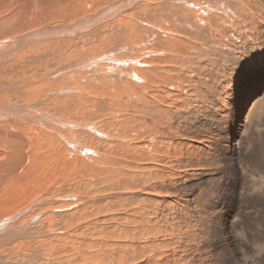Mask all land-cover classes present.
Masks as SVG:
<instances>
[{
	"label": "bare ground",
	"instance_id": "6f19581e",
	"mask_svg": "<svg viewBox=\"0 0 264 264\" xmlns=\"http://www.w3.org/2000/svg\"><path fill=\"white\" fill-rule=\"evenodd\" d=\"M2 1L9 4L0 2V13H18L13 7L14 0ZM183 1L187 0L174 3ZM21 2L25 6L18 5L22 23L7 29L8 32L0 31V40L9 32L14 34L24 29L34 19L30 14L32 8L26 7L28 0ZM112 8L111 12H100L88 21L95 24L110 19L123 9L119 5ZM77 15L78 11L65 14L67 17ZM147 23L157 30L126 24L122 31L116 29L102 40L98 35L95 46L101 53L111 50L100 60L106 62L104 73L112 76L111 83L122 84L127 89L123 102L125 117L119 127L85 115V102L74 92L85 91L80 77L82 81H91V66H96L97 61L87 56V61L76 65L71 63L73 51L68 50L54 64L46 60L42 68L43 75L54 77L44 88L52 85L59 89L58 114L66 117L65 120L55 119L49 113L34 114L30 108L24 112L14 103L15 106H8L9 110L0 109V209L6 210L12 200H17L16 191L24 189L23 185L32 187L40 182V176L37 177L41 170L39 158L55 156L62 161L64 174L81 168L88 177L93 167L86 162L107 161L112 164L111 173L124 169L123 179L117 183L132 194L123 212L128 264H264V240L255 242L264 233L244 234L239 241L244 240L245 249L235 250L231 219L237 215L236 205L226 213L229 206L225 201L207 204L216 189L228 190L243 171L254 147H244L242 139L250 125L264 116V0H192L181 8L151 16ZM82 26L80 23L63 26L61 32L66 37L77 33L76 28ZM135 35L140 41L131 44L129 38ZM15 42L17 38L0 41V59L9 58L5 52ZM104 43L106 46H102ZM135 46L139 47V52L135 51ZM118 49L125 54L115 56ZM7 61L0 64L6 69L0 71V77L8 75L15 62ZM85 64L89 72H84V68V74L80 68ZM30 71L33 74L30 79L21 72L12 81L6 78L4 83L0 82V90L9 87V91L0 93V104L5 100L10 102L15 93L22 90L23 82H32L38 70ZM133 85L136 88H131ZM196 85L205 86L203 100L190 93ZM38 87L40 89L38 85L28 88L27 92H35ZM223 97L228 108L221 105ZM49 110L57 112L55 106ZM14 119L24 123L14 122ZM30 120L36 123L29 124ZM42 121L57 124L60 128L57 138L64 143L60 141L59 145L52 146L48 141L54 140L51 130H43L44 148L49 153L39 157L38 136L42 134L40 128L45 126ZM92 121L99 128H94ZM88 143L94 145L92 149ZM7 149L11 153L4 155L6 161L1 160L4 158L1 151ZM20 174L26 176L5 189ZM253 177L259 182L258 189L264 192V172L257 169ZM80 188L78 185L76 189ZM37 190L42 192L44 187ZM77 193L73 197L82 207L68 214L75 215L79 224L83 211L93 204L85 201L80 191ZM22 215L23 212H18L0 221V245L5 246L1 249L10 248L21 239L19 243L37 245L36 239H31L36 236L33 229L19 222ZM103 218L107 220L103 225H107L112 219L111 212ZM190 219L207 228L193 233L186 225ZM9 223L21 225L10 231ZM50 224V221L39 223L43 229ZM71 227L62 222L64 231ZM46 234L44 230L39 231L38 241L45 243L41 238Z\"/></svg>",
	"mask_w": 264,
	"mask_h": 264
},
{
	"label": "rangeland",
	"instance_id": "374dc122",
	"mask_svg": "<svg viewBox=\"0 0 264 264\" xmlns=\"http://www.w3.org/2000/svg\"><path fill=\"white\" fill-rule=\"evenodd\" d=\"M60 1L28 0L26 7L32 8L30 12L34 18L32 22L24 29L14 32V34H10L9 32L8 35L11 36L3 35L1 37L0 41L17 38V42L12 43L11 48L5 52L6 56L15 62L12 64L11 70L9 69L8 75L3 76L4 78L0 77L2 79L0 81L1 83H4L6 78L12 81L21 72H25L30 79L33 77L30 71L33 68H37L38 72L32 82L30 80L27 81L29 84L27 82L24 84L23 82V91L16 92V96L10 102L9 100H5L0 104V109L9 110L8 106H15L17 104L20 108L24 109V112L30 108L34 114L40 113L45 116L49 113L55 119L65 120L66 117H61L58 114V109L61 108L57 104V91L59 89L52 85L49 86V89L47 88L48 90L44 88L46 82H51L54 77L53 75L49 77L48 74L43 75L42 68L46 60H50L48 62L49 64H54V62L56 63L62 59L61 57H64L63 54L68 50V52L73 51L74 57L71 63H76V65L87 61V56L97 61L96 66H91V69H93L91 81H82L83 77H80V79L82 78L80 84L85 87V91L74 92L85 102V115L93 118L98 117L117 128L120 126L119 123H121V120H124L125 117L123 102L127 89L122 84L114 85L111 83L109 80L112 76L104 73L106 62L100 60L107 53H110L111 50L104 53L96 50L95 46L98 43V35H101L100 40H102L105 35L113 33L116 29L122 31L126 24L134 25L135 27L145 26L153 28L156 31V27L148 25L147 23L151 16L157 15L165 10L169 11V9L181 8L187 2L191 3L192 0L183 1L179 4L174 3L175 0H137L135 3L130 2L128 4L126 3L127 0ZM0 2L3 1L0 0ZM3 3L6 5L9 4ZM13 3H16L13 4V7L18 13L21 11L18 8L19 4L25 7L21 0H14ZM113 5L122 6V11L110 19L95 24L88 21L100 12H111ZM33 9L36 11L33 12ZM76 11L79 12V15L65 16V14L75 13ZM18 13L14 15L0 13V31L8 32L10 28H16L17 25H20L22 21L19 19L20 16ZM79 23L83 26L82 28H76L77 33L67 34L68 36L66 35V37L62 34L61 30L63 26L67 27ZM80 28L81 30H79ZM57 29H60V31H56ZM27 33L31 34L26 35ZM129 41L131 44H136L139 43L140 38H137L135 35V37H130ZM102 46H106V44L104 43ZM92 49L94 51L93 54ZM134 49L136 52H139V47L135 46ZM115 52V56H123L125 54V51L122 49H118ZM33 55L37 57L35 58ZM9 58L5 57L4 59H0V64L7 60V62H11ZM37 58H39V61ZM32 60L39 62L38 65H34ZM43 60L45 61L43 62ZM86 65L81 66V73L88 71L87 68L89 69V67ZM4 70L6 69L0 67L1 72H5ZM36 85L40 86V89L38 87L35 92H27L28 88ZM78 88L80 87L78 86ZM131 88H136V86L133 85ZM89 90H92V92H89ZM4 91H9V87H4L0 90V93ZM190 93L192 95H198V99L203 100L206 95L205 86L196 85ZM63 96L65 97V95ZM62 97L59 98L63 99L64 97ZM26 98H30L29 101L26 100L25 102L23 100ZM115 98L118 100L115 101ZM224 99L225 97L222 98L221 105L224 108H228L229 105L224 102ZM92 102L93 106H91ZM54 106L57 112L49 110V108ZM71 110L73 109L69 111ZM14 122L24 123L18 119H14ZM92 122L94 128L96 126L99 128L95 121ZM28 123L32 124L36 122L30 120ZM41 124L45 126L42 129L40 128L42 134L38 136L37 144L39 149L41 148L38 154L39 157L49 153V150L44 148V140H46V137L43 135V130H51L54 140L51 141L49 139L48 141L52 146L59 145L58 142L60 141L64 143L60 137L57 138V132L60 130L57 124L48 123L47 121H44V123L42 121ZM23 140L25 141V137H23ZM242 144L244 147H254L250 158L245 161L243 171L238 173V177L228 190L216 189L213 192V196L207 200L208 205L218 203L219 200L225 201L229 206L225 210L226 213L232 209V205H236L237 215L231 219V233L236 237L234 249L237 251H243L245 249L246 243L244 240L239 241L244 234L256 235L260 232L264 233V192L258 189L259 182L253 177L257 169L264 172V116L259 117L250 125L247 135L242 139ZM64 146H67V144H64ZM88 146H91L90 148L92 149L94 145H89L88 143ZM1 153L4 157L1 160L6 161L4 155L10 154L11 150H2ZM117 154H121V152ZM39 162L41 170L37 177L40 176V182L32 187L29 184L23 185L26 189L19 188L16 191L17 200H12V204L6 210L0 209V221L10 218L18 212H23L19 222H22L26 227L29 226V229H33L31 231L36 236L31 239H36L37 245L19 243L22 239L18 243H13V246L10 245V248H6L7 250H3L5 246L0 245V264H128L129 260L125 256L127 236L125 233L123 212L127 207L126 200L132 194H129L126 188L117 183L123 179L124 169H120V173H111L109 172V168L112 164L107 161L98 160L89 163L86 162V164H91L93 167V172L92 174H88V177L85 175V172L80 170L81 168L73 170L69 174H64L62 170L63 163L60 159L57 160L55 156L39 158ZM220 166L222 164H219ZM25 176L24 174H20L5 189H9L12 183L20 182L21 177ZM78 185L81 186L80 190L76 189ZM37 187H44V191L42 192L47 191V193L43 194L42 192H38ZM64 187L69 188L63 191L62 188L64 189ZM78 191H80V196L85 198V201L88 200L93 205L83 211L84 214L81 215L79 224H76L78 221L76 216L74 215L72 217L71 214L69 216L68 213H72L82 207L81 202L73 197L78 194ZM110 212L111 221L107 225H103V222L107 221L103 218L104 214ZM108 217L110 218V216ZM40 221L45 223L50 221L51 224L49 227L46 226V229H43L39 225ZM62 222H67L72 227L64 231ZM20 223H16L17 225L14 223V226L9 223L11 225L10 231L17 230L19 228L17 226L21 225ZM186 225L193 233L207 228V226H202L201 222H196L194 219H190ZM14 227L17 229H13ZM7 228L9 229V226ZM43 230L47 232V237L42 235L41 238L45 243L38 241L41 236L37 235L39 231ZM263 240L264 236H259L255 242H263Z\"/></svg>",
	"mask_w": 264,
	"mask_h": 264
}]
</instances>
